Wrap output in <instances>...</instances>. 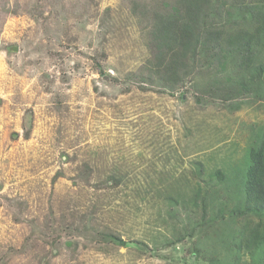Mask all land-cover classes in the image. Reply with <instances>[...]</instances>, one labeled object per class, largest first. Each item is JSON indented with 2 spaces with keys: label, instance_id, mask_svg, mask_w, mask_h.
<instances>
[{
  "label": "rangeland",
  "instance_id": "obj_1",
  "mask_svg": "<svg viewBox=\"0 0 264 264\" xmlns=\"http://www.w3.org/2000/svg\"><path fill=\"white\" fill-rule=\"evenodd\" d=\"M6 3L0 264H252L231 178L264 140V87L241 95L205 72L171 93L132 79L153 60L136 11L151 0ZM198 184L201 207L189 202ZM180 190L179 206L164 198Z\"/></svg>",
  "mask_w": 264,
  "mask_h": 264
},
{
  "label": "trees",
  "instance_id": "obj_2",
  "mask_svg": "<svg viewBox=\"0 0 264 264\" xmlns=\"http://www.w3.org/2000/svg\"><path fill=\"white\" fill-rule=\"evenodd\" d=\"M6 4V0H0L4 14L8 9ZM139 10V19L147 14L144 30H148L154 52H151L153 60H148L140 71L142 76L131 74L132 79L147 85L161 83L171 93L181 89L188 76L194 79L205 72L218 79L219 83L214 84H228L237 89L231 91L241 95L264 87V0H151V5L141 6L136 11ZM229 69L232 70L230 75L225 74ZM232 74L240 76L241 80L234 84ZM243 172V177L231 178L243 197L242 211L232 217L247 219L250 234L243 236L237 249L245 248L253 257L252 264H264V140L249 149ZM213 176L219 182L228 180L220 170ZM165 178H158L160 185L166 186L174 180ZM153 182L154 188L150 189H159L158 182ZM162 191L160 189L156 196H162ZM209 193L198 184L189 202L201 207ZM175 194L178 199L171 194L164 198L179 206L180 198L186 200L187 195L181 190ZM251 223H255L252 228ZM103 237L106 243L118 247L128 245L114 234Z\"/></svg>",
  "mask_w": 264,
  "mask_h": 264
}]
</instances>
